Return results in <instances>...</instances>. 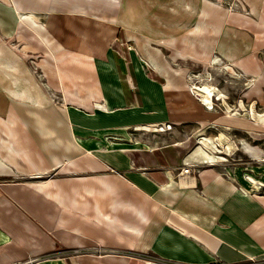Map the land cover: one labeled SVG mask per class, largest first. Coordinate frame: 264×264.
Returning <instances> with one entry per match:
<instances>
[{
  "label": "crops",
  "instance_id": "0c3cea01",
  "mask_svg": "<svg viewBox=\"0 0 264 264\" xmlns=\"http://www.w3.org/2000/svg\"><path fill=\"white\" fill-rule=\"evenodd\" d=\"M230 1L0 0V264H264V185L223 161L177 174L228 156L227 128L190 153L171 130L225 120L178 60L264 77V0ZM55 248L71 256L40 259Z\"/></svg>",
  "mask_w": 264,
  "mask_h": 264
},
{
  "label": "rangeland",
  "instance_id": "374dc122",
  "mask_svg": "<svg viewBox=\"0 0 264 264\" xmlns=\"http://www.w3.org/2000/svg\"><path fill=\"white\" fill-rule=\"evenodd\" d=\"M221 2L224 7H230L233 4L230 0H221ZM257 56L264 60V50L259 51ZM212 59L213 58L209 59V61L200 62L192 61L190 59H180L177 61L175 67L177 70L181 71L186 86L190 81L189 77L195 75L194 77L191 76L192 79L190 82L194 89L198 88V90L201 91V95H209L212 98V95H217L220 91L224 93L220 99H214L213 110H217L220 115L225 117V120L221 119L219 123L205 120L201 124L191 123L188 124V126L177 124L171 130L173 131V134L184 135V137L188 135L185 148L187 152L190 149V153L195 150L194 148L197 145V140L200 136L195 132L197 129L206 127L209 124L214 126H224L227 128L225 129V132L229 135L232 148L230 154L226 156V160H220L223 162H219L218 165L224 163L225 165L227 164L232 167L236 166L239 172L238 174L240 175H242L243 172H246L247 174L256 175L257 178H262L264 175V163L249 159L248 156L239 150L236 145L238 144V140L243 138L250 144L264 148V123L252 118L249 119L242 115L244 109H246L250 110L253 117H261L264 119V77L258 78L253 77L252 75H243L233 66L231 67V65H228L217 58L216 62L211 64ZM227 65L230 67L227 68ZM221 101L222 103L224 101L229 105V109L231 110H227L226 105L222 104ZM237 108L241 115H230ZM239 116L245 117V119L240 118ZM234 120L235 123L242 122V124L232 123ZM243 124L245 126H243ZM143 130L131 131V136L144 138L145 135H153L150 131ZM219 131L220 130L214 128H207L208 135H216ZM155 134L168 135V131L160 130V132H156ZM242 144L245 146L243 142ZM218 156L222 157L220 154ZM200 157V152H195L191 156L192 159H201ZM70 256V253L62 252L58 248H55L39 257L40 259L58 258L62 262L64 260L67 261V257Z\"/></svg>",
  "mask_w": 264,
  "mask_h": 264
},
{
  "label": "built area",
  "instance_id": "2783aa9c",
  "mask_svg": "<svg viewBox=\"0 0 264 264\" xmlns=\"http://www.w3.org/2000/svg\"><path fill=\"white\" fill-rule=\"evenodd\" d=\"M154 129H157L158 131L159 130H170L171 129V124L168 123V122H162L160 123L159 125H155L154 126ZM196 167L195 164H192V163H189V164H186L185 162H183L181 165L178 166V172L177 174L179 176H182V175H185V174H188L192 171V169H194ZM246 172H243L242 175H241V178L243 181L251 184L250 187L248 189L245 188V191L246 192H249V191H259V190H262V186L264 185V180L263 178H259L260 181L253 185L251 182L248 181L247 177H246ZM225 174L229 177V178H234V175H231V172L227 169L225 170ZM245 179V180H244ZM207 264H241V263H226V262H218V261H212L210 263H207Z\"/></svg>",
  "mask_w": 264,
  "mask_h": 264
},
{
  "label": "bare ground",
  "instance_id": "6f19581e",
  "mask_svg": "<svg viewBox=\"0 0 264 264\" xmlns=\"http://www.w3.org/2000/svg\"><path fill=\"white\" fill-rule=\"evenodd\" d=\"M195 75H192V77H194ZM190 89L193 91V92H196V94L202 99V101H203V103L205 104V106H209L210 108H213L214 107V105H213V103H212V98L209 96V95H201L200 94V92L201 91H199L198 90V88H196V89H194V87H192L191 85H190ZM238 109V108H237ZM157 130V129H156ZM197 142H200V140L198 139L197 140ZM224 146V145H223ZM227 150H226V152L228 153V154H230V150H231V144H228L227 146ZM243 147H245V146H243ZM193 152V151H192ZM217 156V155H216ZM223 159H225L226 160V157H221V156H217V160L218 161H216V159L214 158L213 160H210V161H204V159H199L197 162H195V163H192V164H195V165H197V166H199L200 164H209L210 165V163L211 164H213V163H217V162H219L220 160H223ZM263 159V158H262ZM264 161V160H263ZM186 164H189L188 162H185ZM246 174V177H247V179H248V181L249 182H251L253 185H255V184H257L259 181H260V179L259 178H257V176L256 175H252V174H247V173H245ZM182 178V177H181ZM245 180V179H244ZM245 181H247V180H245Z\"/></svg>",
  "mask_w": 264,
  "mask_h": 264
}]
</instances>
